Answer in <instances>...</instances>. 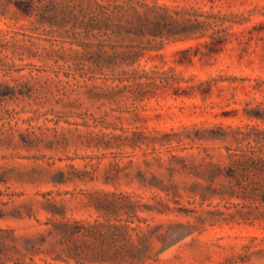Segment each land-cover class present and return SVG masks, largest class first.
<instances>
[{
    "label": "rangeland",
    "instance_id": "374dc122",
    "mask_svg": "<svg viewBox=\"0 0 264 264\" xmlns=\"http://www.w3.org/2000/svg\"><path fill=\"white\" fill-rule=\"evenodd\" d=\"M0 264H264V0H0Z\"/></svg>",
    "mask_w": 264,
    "mask_h": 264
}]
</instances>
